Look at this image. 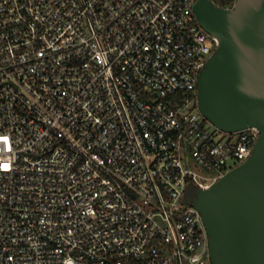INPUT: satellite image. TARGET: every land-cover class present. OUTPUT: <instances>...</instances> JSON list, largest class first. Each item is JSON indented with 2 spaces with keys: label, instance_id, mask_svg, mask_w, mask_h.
<instances>
[{
  "label": "built area",
  "instance_id": "obj_1",
  "mask_svg": "<svg viewBox=\"0 0 264 264\" xmlns=\"http://www.w3.org/2000/svg\"><path fill=\"white\" fill-rule=\"evenodd\" d=\"M195 2L0 0V264H213L187 187L260 129L201 111Z\"/></svg>",
  "mask_w": 264,
  "mask_h": 264
},
{
  "label": "water",
  "instance_id": "obj_2",
  "mask_svg": "<svg viewBox=\"0 0 264 264\" xmlns=\"http://www.w3.org/2000/svg\"><path fill=\"white\" fill-rule=\"evenodd\" d=\"M194 11L220 39L199 76L201 111L225 131L257 126L260 136L245 162L208 189L190 184L184 201L203 216L213 264H264V0H196Z\"/></svg>",
  "mask_w": 264,
  "mask_h": 264
},
{
  "label": "trees",
  "instance_id": "obj_3",
  "mask_svg": "<svg viewBox=\"0 0 264 264\" xmlns=\"http://www.w3.org/2000/svg\"><path fill=\"white\" fill-rule=\"evenodd\" d=\"M212 2L218 6H222L225 8L232 7L236 0H212Z\"/></svg>",
  "mask_w": 264,
  "mask_h": 264
}]
</instances>
